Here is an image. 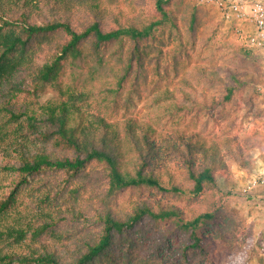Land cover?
Masks as SVG:
<instances>
[{"label": "trees", "instance_id": "16d2710c", "mask_svg": "<svg viewBox=\"0 0 264 264\" xmlns=\"http://www.w3.org/2000/svg\"><path fill=\"white\" fill-rule=\"evenodd\" d=\"M209 13L0 0V264H210L215 242L249 244L218 177L253 168L264 135L227 106L258 81L200 56Z\"/></svg>", "mask_w": 264, "mask_h": 264}, {"label": "rangeland", "instance_id": "374dc122", "mask_svg": "<svg viewBox=\"0 0 264 264\" xmlns=\"http://www.w3.org/2000/svg\"><path fill=\"white\" fill-rule=\"evenodd\" d=\"M209 14H213L215 20H221L222 24L215 31L208 44L202 49L200 56L209 59L208 63L217 67L229 65L238 68L244 76L256 79L255 84L249 82L239 89L227 108L238 116L241 125L235 128L240 134H253L257 128L264 135V94L258 90V86L264 81V56L254 50L247 54L240 50L239 46H247L245 43L246 29L239 21H226L212 6ZM165 35L168 27L164 28ZM211 34V31H210ZM202 34H199L201 38ZM171 47H167L168 49ZM54 91L47 88L41 95L45 100L53 95ZM249 97L254 103L249 102ZM141 100L138 107L141 111L139 116L148 112L147 102ZM254 165L250 170L242 169L236 163H231V175L228 180L218 177V187L225 194V203L233 208L241 217L242 233L250 232L249 244L246 247L228 248L225 242H215L212 248V261L210 264H264V184L255 187L250 192L242 193L241 188L251 177L264 175V138L257 141L251 149Z\"/></svg>", "mask_w": 264, "mask_h": 264}, {"label": "built area", "instance_id": "2783aa9c", "mask_svg": "<svg viewBox=\"0 0 264 264\" xmlns=\"http://www.w3.org/2000/svg\"><path fill=\"white\" fill-rule=\"evenodd\" d=\"M200 4L214 7L226 21H239L246 29L245 43L264 56V0H197ZM264 94V81L258 86ZM264 184V175L251 177L242 185L241 192H250Z\"/></svg>", "mask_w": 264, "mask_h": 264}]
</instances>
